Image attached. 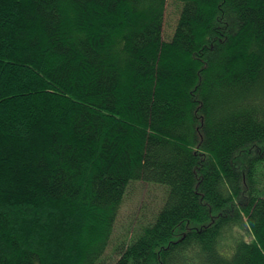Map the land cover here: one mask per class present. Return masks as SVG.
<instances>
[{
	"label": "trees",
	"instance_id": "obj_1",
	"mask_svg": "<svg viewBox=\"0 0 264 264\" xmlns=\"http://www.w3.org/2000/svg\"><path fill=\"white\" fill-rule=\"evenodd\" d=\"M263 180L264 0H0V264H264Z\"/></svg>",
	"mask_w": 264,
	"mask_h": 264
},
{
	"label": "rangeland",
	"instance_id": "obj_2",
	"mask_svg": "<svg viewBox=\"0 0 264 264\" xmlns=\"http://www.w3.org/2000/svg\"><path fill=\"white\" fill-rule=\"evenodd\" d=\"M178 17V9L174 2H168L163 18V39L169 40ZM264 185V180L262 181ZM163 188L157 185L143 182L132 183L126 193L124 201L119 210L114 238L110 248L106 251V263L114 260L117 256L113 249L120 247L127 236L131 233L136 223L148 220L156 205L162 198Z\"/></svg>",
	"mask_w": 264,
	"mask_h": 264
}]
</instances>
